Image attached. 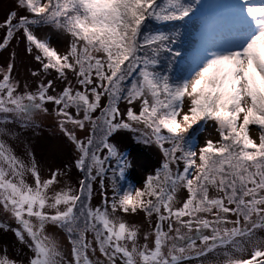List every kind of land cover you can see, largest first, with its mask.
Instances as JSON below:
<instances>
[{
  "label": "snow or ice",
  "instance_id": "6c2138e0",
  "mask_svg": "<svg viewBox=\"0 0 264 264\" xmlns=\"http://www.w3.org/2000/svg\"><path fill=\"white\" fill-rule=\"evenodd\" d=\"M186 18L199 34L177 74L182 30L154 24ZM38 26L64 34L67 50ZM0 28V50L22 33L39 64L23 91L16 53L0 66V231L19 245L13 255L0 244V264H264V0H16ZM48 102L78 187L70 166L44 177L5 139ZM209 122L218 138L200 145ZM122 130L163 153L143 188L121 184L132 164L112 142ZM140 213L147 227L126 219Z\"/></svg>",
  "mask_w": 264,
  "mask_h": 264
},
{
  "label": "rangeland",
  "instance_id": "374dc122",
  "mask_svg": "<svg viewBox=\"0 0 264 264\" xmlns=\"http://www.w3.org/2000/svg\"><path fill=\"white\" fill-rule=\"evenodd\" d=\"M15 4L16 0H8L6 2L0 0V23H3L9 11L15 8ZM34 31L40 37L50 36L52 46H54L59 52L63 53L67 50L68 38L64 34L55 31L49 26L34 27ZM5 32V28H0V41H2ZM17 35L18 36L10 42L7 49L0 50V66L6 67L12 58V53L15 52L16 58L13 75L15 79L20 81V90L23 91L25 82L29 84V87L32 90H35L38 78L32 77L31 71L39 68V64L34 60L33 55L26 51V40L23 38L22 33ZM55 75L56 74L53 71L46 77V79H51ZM69 78H71V73H69ZM57 83L59 90V87H62L63 85L60 84L59 81ZM45 106L49 111L47 113H37L34 116L35 124L26 128L21 126L20 123L10 124L9 128L14 135L5 137V139L14 147L17 154L25 159L28 158V152L34 154L44 177L48 176L49 169H64L65 166H70L68 175L65 179L73 186L78 187V181L82 174L73 166V161L76 156L74 145L59 128L55 115L56 106L51 102H48ZM124 107L125 105L121 104L122 110ZM76 133L81 138L85 135V132L81 129H76ZM251 134L254 138H258L257 129L255 127L252 128ZM139 135V133L122 130L115 134V138L112 139V142L117 144L121 152H127L128 158L132 162L131 167L127 171L129 180L127 184L143 188L147 176L154 173L155 169L160 166V163L163 160V153L155 142L144 143L142 140H138L136 137ZM208 138H212L213 140L218 138L215 132V125L212 122H209L205 126V130L199 134L200 145H203ZM29 179L31 180L30 177ZM121 184L125 187V181H122ZM94 187L98 188V185H95ZM111 191V187L109 186V195H111ZM185 197L186 191H182L180 198L183 199ZM100 201V195H94L93 203L99 204ZM0 219H5V217L0 215ZM126 219L130 223L140 224L142 227H147L144 223L145 218L143 213L127 216ZM12 226L15 227V224L13 223ZM48 231L54 233L66 249H70V245L63 232L51 227ZM260 235H264V232L260 233ZM5 243L9 245V251L12 252L13 255L15 254V251H19V245L16 242L14 233L11 231H0V244ZM24 251H27V249H24ZM186 264H198V261L193 259L191 262H186Z\"/></svg>",
  "mask_w": 264,
  "mask_h": 264
},
{
  "label": "trees",
  "instance_id": "16d2710c",
  "mask_svg": "<svg viewBox=\"0 0 264 264\" xmlns=\"http://www.w3.org/2000/svg\"><path fill=\"white\" fill-rule=\"evenodd\" d=\"M156 26L163 27L165 28V30H170L174 27L182 30V36H181L180 41H178L177 44L174 45V48L179 49L181 52V57L178 58L179 62L174 67L175 73L179 74L183 70L186 54L191 52L192 50L191 46L195 42L196 36H198L199 34V21L189 20L186 18L185 21L169 22L167 25H155L154 24V27ZM17 36L18 35H16V37ZM16 37H14L13 40ZM127 182H129V180H128V175L126 174L125 187L128 185Z\"/></svg>",
  "mask_w": 264,
  "mask_h": 264
},
{
  "label": "bare ground",
  "instance_id": "6f19581e",
  "mask_svg": "<svg viewBox=\"0 0 264 264\" xmlns=\"http://www.w3.org/2000/svg\"><path fill=\"white\" fill-rule=\"evenodd\" d=\"M5 2L8 1V0H4Z\"/></svg>",
  "mask_w": 264,
  "mask_h": 264
}]
</instances>
